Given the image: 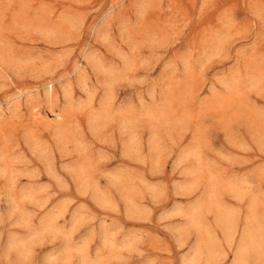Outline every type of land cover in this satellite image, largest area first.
Returning <instances> with one entry per match:
<instances>
[{
	"label": "rangeland",
	"instance_id": "1",
	"mask_svg": "<svg viewBox=\"0 0 264 264\" xmlns=\"http://www.w3.org/2000/svg\"><path fill=\"white\" fill-rule=\"evenodd\" d=\"M0 264H264V0H0Z\"/></svg>",
	"mask_w": 264,
	"mask_h": 264
},
{
	"label": "bare ground",
	"instance_id": "2",
	"mask_svg": "<svg viewBox=\"0 0 264 264\" xmlns=\"http://www.w3.org/2000/svg\"><path fill=\"white\" fill-rule=\"evenodd\" d=\"M77 70V69H76Z\"/></svg>",
	"mask_w": 264,
	"mask_h": 264
}]
</instances>
